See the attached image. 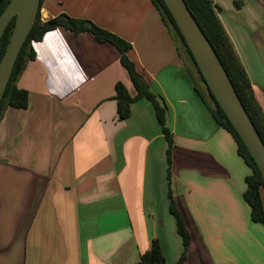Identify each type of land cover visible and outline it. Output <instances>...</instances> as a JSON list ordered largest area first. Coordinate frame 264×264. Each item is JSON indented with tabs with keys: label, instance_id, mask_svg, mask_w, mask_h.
<instances>
[{
	"label": "crops",
	"instance_id": "crops-1",
	"mask_svg": "<svg viewBox=\"0 0 264 264\" xmlns=\"http://www.w3.org/2000/svg\"><path fill=\"white\" fill-rule=\"evenodd\" d=\"M211 2L264 116V0ZM39 12L42 20L86 18L127 40L130 59L163 98L172 157L176 138L194 153L171 165L190 234L184 264H264V223L250 219L242 197L249 169L197 97L151 0H43ZM32 47L15 80L28 106L0 110V264H132L152 238L175 264L182 244L165 206L166 141L144 98L118 119L115 83L135 94L119 52L62 27ZM165 212L174 219L167 231Z\"/></svg>",
	"mask_w": 264,
	"mask_h": 264
},
{
	"label": "trees",
	"instance_id": "trees-1",
	"mask_svg": "<svg viewBox=\"0 0 264 264\" xmlns=\"http://www.w3.org/2000/svg\"><path fill=\"white\" fill-rule=\"evenodd\" d=\"M42 1L43 0H39L34 23L15 60L12 73L0 101V110L3 107L8 106L19 109H24L28 106L27 90L17 87L15 85V80L25 63L35 57V51L32 47V43L40 41L47 31L56 27H62L74 35H78L82 32H88L96 41L107 42L113 45L119 52V62L126 71L129 81L135 91L134 96H131L122 82L118 81L115 83L113 98L116 101L118 119H126L130 113L131 103L139 98H144L150 102L157 123L159 124L166 141L165 159L168 165L166 168L168 210L175 219V229L181 238L182 244L181 254L175 264H184L190 234L181 215L179 214V210L176 206L170 188L171 172L169 165L171 162L170 158L173 146V136L165 123L167 107L163 98L151 91L149 84L144 80L135 63L130 59L127 52L131 48V44L127 40L105 28L98 26L89 19L72 17L63 12L46 20H42L39 12ZM8 2L9 0H0V13L3 11ZM151 2L157 9L161 20L168 29L169 33L174 37L178 50L187 54L188 58L193 63L197 78L195 77V73H193V69H188V72L192 79L193 89L197 97L210 113L215 123L231 136L235 143L237 155L249 169V173L244 177L245 188L242 192V197L249 207L250 219L255 223H264V181L253 158L248 153L243 141L234 130L233 126L206 85L163 0H151ZM184 2L221 61L239 99L241 100V103L251 118V121L264 144V116L255 99L246 71L242 67L237 54L217 16V9L219 8H217L211 0H184ZM237 3L238 2H235V4ZM13 24L14 18L9 21L0 38V59L9 42ZM132 264H166V259L163 255L159 240L157 238H152L149 248L140 254L138 261Z\"/></svg>",
	"mask_w": 264,
	"mask_h": 264
},
{
	"label": "water",
	"instance_id": "water-1",
	"mask_svg": "<svg viewBox=\"0 0 264 264\" xmlns=\"http://www.w3.org/2000/svg\"><path fill=\"white\" fill-rule=\"evenodd\" d=\"M178 27L199 72L226 115L264 181V144L239 99L221 61L211 47L184 0H163ZM39 0H9L0 13V38L14 18L9 42L0 59V101L18 56L33 23Z\"/></svg>",
	"mask_w": 264,
	"mask_h": 264
},
{
	"label": "rangeland",
	"instance_id": "rangeland-1",
	"mask_svg": "<svg viewBox=\"0 0 264 264\" xmlns=\"http://www.w3.org/2000/svg\"><path fill=\"white\" fill-rule=\"evenodd\" d=\"M181 55L186 59V61H187V63H185V66L187 67V68H189V69H193V73H195V71H194V66H193V63L191 62V60L188 58V56H187V54H185V53H183V52H181ZM195 77L197 78V75H196V73H195ZM166 116V115H165ZM174 140H175V138H173ZM176 140H177V148H178V150L179 151H176V155H173V157H172V153H171V158H170V165H169V168H170V172L172 171L171 170V165H173V164H176L178 161L180 162V163H188L189 161H192V160H194L193 158H190L191 156H194V153L193 152H191V151H188V150H184L183 148H184V146H179V145H184V144H180L181 142L179 141V139L178 138H176ZM154 144H155V142H153V146H154ZM191 154V155H190ZM163 159L165 160V157L163 156ZM158 162H159V160H158ZM165 164H166V168H167V162H166V160H165ZM164 165V164H163ZM174 170H176V168L174 169ZM166 200V199H165ZM166 208H167V206H168V204H167V202H166ZM157 213H158V208H157V211H156ZM159 214H158V216H156L155 217V220H157V222H159ZM163 219H164V223H161L160 222V224L162 225V230H168L169 228H171L172 229V227H173V225H174V219H173V217L169 214V212H165V214L163 215ZM171 221V222H170ZM175 226V225H174ZM156 227L154 226V223H153V229H155Z\"/></svg>",
	"mask_w": 264,
	"mask_h": 264
}]
</instances>
